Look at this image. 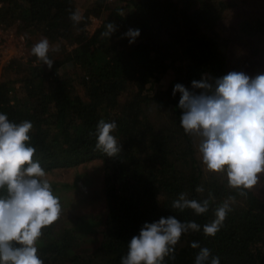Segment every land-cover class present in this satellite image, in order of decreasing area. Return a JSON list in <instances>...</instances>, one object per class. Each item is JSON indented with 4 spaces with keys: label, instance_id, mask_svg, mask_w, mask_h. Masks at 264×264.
Masks as SVG:
<instances>
[{
    "label": "trees",
    "instance_id": "obj_1",
    "mask_svg": "<svg viewBox=\"0 0 264 264\" xmlns=\"http://www.w3.org/2000/svg\"><path fill=\"white\" fill-rule=\"evenodd\" d=\"M78 5L77 0H0V23L28 34L29 46L30 37L38 36L59 42L64 52L55 57L50 50L51 69L32 54L27 63L16 59L7 65L18 77L0 80V113L14 123H32L34 160L47 173L95 159L104 164L103 210L81 226L99 229L100 244L92 252L78 249L83 236L71 227L63 204L59 219L42 229L37 241L43 264H121L127 243L142 226L170 215L195 221L201 230L182 234L174 258L165 257L164 264H195L200 249L191 248L192 241L210 249L220 264H264V198L254 188L241 196L224 174L206 169L198 138L180 126L181 94L173 96L176 84L192 91L193 80L242 72L245 64L250 77L264 73V12L240 11L234 0H92L74 23L70 15ZM93 17L101 22L91 32ZM230 17L241 42L232 55V41L222 33ZM107 23L117 26L109 39L101 35ZM129 28L140 30L131 44L123 37ZM71 62L81 70L75 81L61 72ZM168 73L167 86L157 87ZM101 119L117 123L112 135L121 151L115 157L95 146ZM180 193L209 199V211L196 215L171 208ZM229 197L232 210L223 227L206 236L203 226Z\"/></svg>",
    "mask_w": 264,
    "mask_h": 264
},
{
    "label": "clouds",
    "instance_id": "obj_2",
    "mask_svg": "<svg viewBox=\"0 0 264 264\" xmlns=\"http://www.w3.org/2000/svg\"><path fill=\"white\" fill-rule=\"evenodd\" d=\"M70 19L79 23L83 17L72 12ZM103 37L117 30L107 23ZM140 30L129 28L123 37L134 43ZM53 49L47 38L41 39L32 49V55L52 68L49 52ZM192 91L182 84L173 88V96L181 94L178 107L182 110L180 126L185 134L198 138L197 149L201 162L209 172L222 173L230 189L246 195L257 185L264 174V73L250 77L232 71L221 78L203 76L192 81ZM195 90H200L199 92ZM33 125L24 120L11 122L0 113V264H43L38 257L37 241L42 229L56 222L62 212L58 196L46 178V171L34 160L36 149L29 143ZM116 121L101 119L96 125V148L109 157L121 151V145L112 135ZM198 186L197 192H203ZM211 197V193L209 194ZM221 203L214 211L215 219L203 226L206 236H215L232 210L230 201ZM209 199L197 201L180 193L171 208L183 212L191 209L196 215L209 211ZM201 225L195 221L181 222L175 216L161 217L145 223L127 243V254L121 264H164L165 257L174 258L175 246L182 234L199 232ZM190 247L199 248L195 264H220L218 256L210 249L192 241Z\"/></svg>",
    "mask_w": 264,
    "mask_h": 264
},
{
    "label": "rangeland",
    "instance_id": "obj_3",
    "mask_svg": "<svg viewBox=\"0 0 264 264\" xmlns=\"http://www.w3.org/2000/svg\"><path fill=\"white\" fill-rule=\"evenodd\" d=\"M78 1V0H77ZM238 3V10L256 11L257 13L264 12V0H234ZM90 0H79L78 10L82 12L89 6ZM232 17L228 18L222 23V33L225 37L231 39L230 44V54L234 53V47H238L241 42L238 40L235 27L232 23ZM101 20L98 17L92 18V24H90L89 29L92 32L99 24ZM16 28V26H13ZM23 33V32H22ZM25 33V32H24ZM26 34V33H25ZM28 35V34H26ZM30 39L33 40V44L29 46V51L31 53L32 47L38 43L43 37L31 36ZM51 47L55 51V57H60L64 52L61 49L59 42H51L48 40ZM32 54V53H31ZM255 58H251L254 60ZM250 62V61H248ZM253 63V62H251ZM4 66L0 69V80L1 79H15L18 77L15 71L8 70ZM247 64L243 66L242 72L246 71ZM63 74L68 75L73 78V81L79 79L81 74L80 67L74 63H68L64 65L61 69ZM172 78L171 73L166 75L165 81L157 87H166L169 79ZM79 91L85 96V90L80 87ZM152 113H155L152 111ZM46 178L49 180L53 192L59 197L61 205L66 206V216L71 220V227H77V232L83 237L79 239L78 249L80 251L85 250L87 252H92L95 250L101 241V235L99 229L87 231L86 228L82 229L81 226L85 227L86 221L94 216H100L101 211L104 206V164L103 160L95 159L86 163H82L78 166L67 168L64 170L58 169L52 171V173H47ZM258 194L264 198V174L259 175V180L257 185L253 186ZM85 221V222H84Z\"/></svg>",
    "mask_w": 264,
    "mask_h": 264
},
{
    "label": "built area",
    "instance_id": "obj_4",
    "mask_svg": "<svg viewBox=\"0 0 264 264\" xmlns=\"http://www.w3.org/2000/svg\"><path fill=\"white\" fill-rule=\"evenodd\" d=\"M30 57L28 36L24 32L18 33L15 27L0 23V67L7 66L16 59L27 63Z\"/></svg>",
    "mask_w": 264,
    "mask_h": 264
},
{
    "label": "crops",
    "instance_id": "obj_5",
    "mask_svg": "<svg viewBox=\"0 0 264 264\" xmlns=\"http://www.w3.org/2000/svg\"><path fill=\"white\" fill-rule=\"evenodd\" d=\"M79 1V0H78ZM92 2V0H90L89 4ZM4 67H0V69H3Z\"/></svg>",
    "mask_w": 264,
    "mask_h": 264
}]
</instances>
